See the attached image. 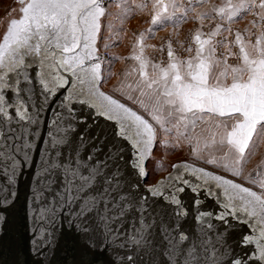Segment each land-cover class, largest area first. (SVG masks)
<instances>
[{"label":"snow or ice","instance_id":"snow-or-ice-1","mask_svg":"<svg viewBox=\"0 0 264 264\" xmlns=\"http://www.w3.org/2000/svg\"><path fill=\"white\" fill-rule=\"evenodd\" d=\"M18 3L21 17L10 20L0 42V176L11 189L12 182L35 162V149L39 168L30 201L34 248L40 254L50 249L58 239V223H66L76 237L66 243L73 249L78 246L82 256L105 252L119 243L137 251L162 248L168 264H264V160L246 177L260 191L186 163L174 164L175 172L165 180L144 183L156 129L142 115L99 90L103 61L96 44L101 18L106 16L104 0ZM205 3L187 0L189 9L181 0H154L151 23L163 26L177 13L187 17L189 10L203 22L209 14L197 12L196 5ZM212 12L229 24L251 14V29L234 34L223 24L208 33L198 29L192 38L195 55L180 59L169 44V63L166 67L152 64L151 76L141 33L135 46L139 52L134 48L130 57L139 68L126 75L139 72L141 96L146 94L144 89L151 90L155 104L149 114L161 128L172 120L175 126L191 124L193 129L198 121L209 124L212 117L234 120L230 130L223 123L225 132L218 143L221 148L226 145L227 151L220 166L241 177L255 147L264 141V0H225L213 6ZM222 29L233 36L232 41L225 43V36L214 44ZM217 45L228 49L223 59L217 58ZM186 51L191 54L193 48ZM229 57L238 63H227ZM214 68L220 70L214 74ZM97 107L100 111L94 115L115 122L117 138L135 149L128 161L130 173L120 167L119 147L104 155L102 148L81 152L88 147L83 133L73 143L78 126L86 122L80 112ZM46 112L47 131L42 136ZM214 126L218 129L222 124L217 121ZM215 137L213 132L204 147L216 145ZM199 151L193 149L194 154ZM207 162L216 164L217 160L213 157ZM213 183L222 190V203L213 200L219 195L213 192ZM186 193L193 197L191 212L183 198ZM15 196V191H9L0 197V235L16 210ZM208 201H213V208L204 207ZM189 218L198 229L184 227ZM236 224L255 230L254 235L245 233L239 240L241 248L255 244L252 251L234 252L228 235ZM80 264L90 262L82 259Z\"/></svg>","mask_w":264,"mask_h":264},{"label":"water","instance_id":"water-1","mask_svg":"<svg viewBox=\"0 0 264 264\" xmlns=\"http://www.w3.org/2000/svg\"><path fill=\"white\" fill-rule=\"evenodd\" d=\"M20 17V11L15 12V18L18 19ZM11 19L14 18H10L9 23ZM6 29L1 35L0 42H2V37L6 33ZM99 90L104 92L102 89ZM104 93L106 95L112 96L114 99H117L120 103L125 104L126 107L136 111L139 115H142L140 112L124 103L117 97L107 92ZM90 103H96V101H90ZM99 111L100 109L97 107L94 110L85 109L80 112V115L86 118V122L78 126L76 133L72 137L73 143L76 142L79 134L83 133L87 138L86 143L88 147L87 149L82 147L81 152H87L88 150L96 152L102 148L103 152L101 155H104L111 148L119 147L123 156V160L120 161V167L125 171V173H130L131 169L128 166V161L130 159V154L135 153V149L131 147L130 142H125L123 139L117 138V127L115 122L108 121L103 116L94 115V112L98 113ZM143 117L147 119L145 116ZM48 118L49 113L46 112L44 114V121L41 125L42 136L47 131ZM32 159L35 162L24 169L23 175H19L12 182L13 187L11 189L6 187L3 177L0 176V189H3V191H0V197L4 196L9 191H15L16 193V196L12 198L15 201L16 210L13 213L12 220L8 224L3 235H0V264H80L82 259L89 261L90 264H168L165 257L161 254L162 248H149L146 251H137L131 248V246L124 247L119 243H114L113 246L108 248L105 252L92 253L82 256L78 246L73 249L66 243L69 240L76 239L73 230L70 229L66 223H58L56 227V234L58 237L57 242L54 243L50 249L45 250L43 254H40V252L35 249L31 243L32 233L30 231V228L33 226L31 215L32 205L30 201L33 194L32 189L34 187L33 181L35 178V173L39 168V157L35 149L33 150ZM132 163H135L134 159L132 160ZM185 163L196 168H203L205 171L212 172L214 175L222 176L225 179H231L236 183H241L212 169L191 162L179 161L175 162L174 164ZM174 172L175 170L172 167L170 172H168L164 177L159 178L157 181L165 180L170 174H173ZM126 178L131 180L132 176L128 175ZM189 178L191 177L189 176ZM146 181L147 178L143 182L147 183ZM241 184L245 187H248L243 183ZM211 186L214 193H219V195L213 196V200L220 201L222 203V190L216 189L214 183ZM183 198L185 199L189 211L191 212L193 199L191 193H186ZM154 207H156V205H154ZM204 207L208 209L213 208V201H208ZM184 227L191 230L193 228L198 229L199 225L189 218ZM245 233L254 235L255 230L253 229L250 231L249 227H245L243 224H236L235 230L231 231L228 235V240L236 254H245L255 248V244L245 245L243 248L239 246V240ZM156 241L157 243L160 241L158 234L156 236ZM128 257H131L132 259L129 260ZM257 264H260V262H257Z\"/></svg>","mask_w":264,"mask_h":264},{"label":"crops","instance_id":"crops-1","mask_svg":"<svg viewBox=\"0 0 264 264\" xmlns=\"http://www.w3.org/2000/svg\"><path fill=\"white\" fill-rule=\"evenodd\" d=\"M154 0H135L133 3V0H113L106 6V16L101 18V29L100 33L97 38V45H98V55L100 56L102 52V44L104 45V42L107 40L109 41V33L111 30V20L114 15H116V18L118 21H120V27L117 28L116 31L118 36V49L116 51H113L114 54V61L113 65L111 66L112 74L116 72V76H114L111 81L114 79L116 80L115 85L117 86V90L119 93H121L124 96L131 97V101L137 105L138 108L146 109L148 111H154L153 105L155 104V97L154 95L150 94L151 90L144 89L145 95L141 96V88H143V85L140 84L138 87V84L141 80L139 76V72L132 73L131 75H126V73L131 72L132 68H139V64L137 61H134L130 59V57L133 55L134 48L136 53L139 52V49L135 46L137 45V41L140 37L141 33H144V40H143V46H144V57L149 61V67L147 69L149 75L151 76L154 72V69L152 68V64H159L161 67H166L168 62H157L155 63L154 60H152V57L155 55H160L161 53H165L166 50L168 51V46L171 44V47L173 45V41H177L179 46L185 45V47H192L193 52L191 55H195V47L196 45L194 43L187 44L190 39L193 38L196 30L200 29L204 33H208L212 31L216 24H223L224 28H231L232 33L234 34L235 27L239 26L243 29L249 28L251 29L250 20L248 18V15H243V18H238L231 24L227 23L226 21H221L219 17H215L214 13L212 12L213 6H221L225 0H206V3L203 6L196 5L197 12H207L209 14V19H205L203 22L196 20L194 18V13L190 10L188 11L187 17L181 16L180 13H177V17H175L172 21L167 22L163 26L159 25H152L151 23V17L154 13V9L152 7ZM184 7H187L190 9V5L187 4V0H181ZM120 5V7H117V5ZM147 5L146 7H137V5ZM171 11V9H170ZM183 11V8L181 9ZM127 19V22H124L120 19ZM117 21V22H118ZM201 23H203V28H200ZM149 29H152L151 32H149ZM252 31H256L253 29ZM223 37H228V40L226 43H229L232 41L233 36L229 35L227 31H224L222 29V35ZM219 37V36H218ZM218 37H216L213 41L215 44L216 40H218ZM102 43V44H101ZM232 51H237L236 48H232ZM174 51V49H173ZM218 59H223V55L217 51L216 53ZM180 59H186L182 58L180 56H177ZM227 63L231 64L229 60H227ZM238 63V62H237ZM236 63V64H237ZM235 65V64H232ZM223 67V64H221V68ZM103 70V69H102ZM220 69L214 68V74L218 72ZM131 86V87H129ZM155 87V86H154ZM119 99V98H118ZM121 100V99H120ZM123 101V100H121ZM140 101H143V105H141ZM124 102V101H123ZM134 109L138 110L136 107L133 106ZM166 112V110H165ZM141 113V112H140ZM219 121L221 122L222 126L220 128H215V123ZM227 122L229 129L234 123V120L228 118V117H212V120L209 124H204L201 122H197V126L195 129H193L192 125L189 124L187 128L183 126V124H180L179 129L177 128V132H179L182 135H185L184 141L182 138H180L185 144H188V147L191 149H200L198 153V157L202 159L203 161H208V159L216 158L217 163L211 164L218 166L221 168V174L228 176L238 182H241L248 187L253 186V184H250L246 177L249 173L253 172V169L256 168L257 164L260 163L262 160H264V141L260 142L257 147L254 149V155L251 157L249 162L245 166L244 175L241 177H235L231 174L230 171L220 166L223 161L221 160V157L224 156V153L227 151V146L225 145L224 148H221L219 146V140L221 136L225 132V128L223 127V123ZM153 126H155V123L153 121L151 122ZM170 124V125H169ZM169 125V129H173L175 127V121H166L164 126ZM215 132L216 133V141L217 144L208 148H205L204 145L210 141L211 134ZM255 139V137H254ZM232 157L230 156L229 159ZM227 173H225V172ZM254 176V173H253ZM256 186V185H254ZM253 189V188H252ZM255 191H258L254 189Z\"/></svg>","mask_w":264,"mask_h":264},{"label":"rangeland","instance_id":"rangeland-1","mask_svg":"<svg viewBox=\"0 0 264 264\" xmlns=\"http://www.w3.org/2000/svg\"><path fill=\"white\" fill-rule=\"evenodd\" d=\"M20 7L21 5L18 3V0H0V38L3 31L6 29L9 23V19L15 18V12L19 11ZM248 18L250 21H252L253 16L249 14ZM120 20L127 22L126 18L125 19L122 18ZM117 21L118 20L116 18V15H114V17H112L111 20L109 41H107L108 40V36H107V40L104 42V45L101 43L102 50H104L105 48H110L113 58L110 61L109 66L105 67V69L102 70V79L99 82V86L103 91L123 100L124 103L128 104L132 108L133 106L136 107L138 110H140L139 112H141V114L150 121V123L152 121L153 123H155V126L153 127L156 129V140L154 141V147L152 153L146 162V166H147L146 170L149 173L146 182L148 184H151L156 182L159 178L164 177L168 172L172 170L174 163L179 161L191 162L212 169L216 172H221L220 170L221 168L215 165L208 164V162L200 159L197 154H194L193 149L188 147V144H185V142H183L185 135H182L179 132H177V128L179 129V127L175 126L173 129L171 128L169 129V125H170L169 124L161 128V126L159 124H156V122L152 119V116L149 114L152 111L138 108L137 105H135L130 99L127 98V96H124L118 92L117 86L115 85L116 80L113 79L111 81V79L114 76H116L115 75L116 72L112 74L111 66L113 65V61H114L113 51H116L119 45V41H118L119 39L118 36H116L118 31L116 30L118 27H120L119 26L120 21L118 22ZM243 30L244 29L239 26L235 27L236 32ZM164 129H168V131H165ZM180 138H182L183 141ZM250 188L260 191L258 186L253 185Z\"/></svg>","mask_w":264,"mask_h":264},{"label":"built area","instance_id":"built-area-1","mask_svg":"<svg viewBox=\"0 0 264 264\" xmlns=\"http://www.w3.org/2000/svg\"><path fill=\"white\" fill-rule=\"evenodd\" d=\"M110 1H112V0H104L105 6ZM222 39H223V36L218 37V40H222ZM192 43H193L192 39H190L187 44H192ZM225 43H226V41H225ZM173 45H175L173 47V49H174V52L176 53L177 56H180L182 58H186V57L188 58L191 55L190 53H188L186 51L187 47H185V45L179 46L177 41H173ZM217 51L223 55V54H227L228 49H226L223 45H217ZM167 52L168 51L166 50L165 53H161L160 55H155L154 57H152V60H154L155 63H157V62H168L169 59L167 56ZM100 58L103 61L101 67H102V69H105V67L109 66V63L113 58V55L111 53L110 48H105L104 50H102V52L100 54ZM228 60H229V62H231V64H236L238 62L233 57H230Z\"/></svg>","mask_w":264,"mask_h":264},{"label":"flooded vegetation","instance_id":"flooded-vegetation-1","mask_svg":"<svg viewBox=\"0 0 264 264\" xmlns=\"http://www.w3.org/2000/svg\"><path fill=\"white\" fill-rule=\"evenodd\" d=\"M96 47H97V50H98V48H99V47H98V45H97V44H96ZM99 88H100V86H99ZM100 89H101V88H100ZM104 92H105V91H104Z\"/></svg>","mask_w":264,"mask_h":264}]
</instances>
